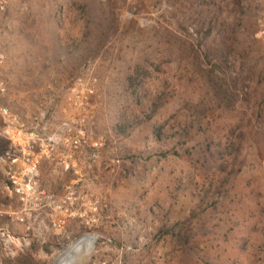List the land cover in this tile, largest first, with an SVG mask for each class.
Instances as JSON below:
<instances>
[{"label":"rangeland","instance_id":"obj_1","mask_svg":"<svg viewBox=\"0 0 264 264\" xmlns=\"http://www.w3.org/2000/svg\"><path fill=\"white\" fill-rule=\"evenodd\" d=\"M263 10L264 0H14L0 36L5 102L54 124L69 87L97 79L98 147L78 174L46 163L41 177L58 190L78 180L102 206L95 228L24 239L0 164V264H56L85 235L95 241L72 264H264ZM185 112L195 122L179 140Z\"/></svg>","mask_w":264,"mask_h":264},{"label":"built area","instance_id":"obj_2","mask_svg":"<svg viewBox=\"0 0 264 264\" xmlns=\"http://www.w3.org/2000/svg\"><path fill=\"white\" fill-rule=\"evenodd\" d=\"M14 0H0V36L5 15ZM257 36L264 45V10L258 19ZM7 54L0 43V136L7 150L0 157L4 187L12 198L11 212L22 227L24 239L43 230L62 231L71 222L92 229L100 223L101 200L89 194L78 180H70L61 190L47 185L42 177L46 163L65 173L78 174L87 147H98L89 135L97 79L78 78L68 89L56 123L28 118L14 112L5 102ZM16 244V239L13 236Z\"/></svg>","mask_w":264,"mask_h":264},{"label":"bare ground","instance_id":"obj_3","mask_svg":"<svg viewBox=\"0 0 264 264\" xmlns=\"http://www.w3.org/2000/svg\"><path fill=\"white\" fill-rule=\"evenodd\" d=\"M95 238L96 237L94 235H85L81 237L75 243L69 246L61 256H59L56 264H72L77 257L87 253L90 250Z\"/></svg>","mask_w":264,"mask_h":264},{"label":"trees","instance_id":"obj_4","mask_svg":"<svg viewBox=\"0 0 264 264\" xmlns=\"http://www.w3.org/2000/svg\"><path fill=\"white\" fill-rule=\"evenodd\" d=\"M202 56H206L208 57V55H206V53H201V56L198 57L199 61H202L203 58ZM191 115L189 114V112H185L184 113V118L183 119H176L175 120V126L177 127V130L174 134V137H176L177 139H185L188 140V137L191 133V129L194 126V119H190ZM122 131V129H120ZM160 139H161V135H162V127L159 128V133H158Z\"/></svg>","mask_w":264,"mask_h":264}]
</instances>
